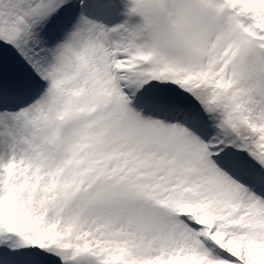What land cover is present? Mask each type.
Masks as SVG:
<instances>
[{
	"label": "snow or ice",
	"instance_id": "obj_1",
	"mask_svg": "<svg viewBox=\"0 0 264 264\" xmlns=\"http://www.w3.org/2000/svg\"><path fill=\"white\" fill-rule=\"evenodd\" d=\"M0 264H264V0H0Z\"/></svg>",
	"mask_w": 264,
	"mask_h": 264
}]
</instances>
